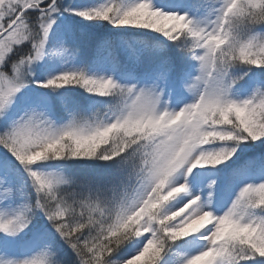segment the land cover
<instances>
[{"label": "snow or ice", "instance_id": "obj_1", "mask_svg": "<svg viewBox=\"0 0 264 264\" xmlns=\"http://www.w3.org/2000/svg\"><path fill=\"white\" fill-rule=\"evenodd\" d=\"M0 264H264V0H0Z\"/></svg>", "mask_w": 264, "mask_h": 264}]
</instances>
